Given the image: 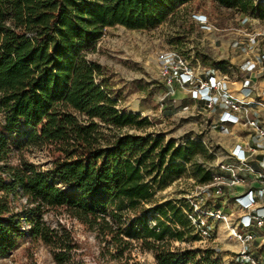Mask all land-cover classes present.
Segmentation results:
<instances>
[{"label":"trees","instance_id":"obj_1","mask_svg":"<svg viewBox=\"0 0 264 264\" xmlns=\"http://www.w3.org/2000/svg\"><path fill=\"white\" fill-rule=\"evenodd\" d=\"M190 1L0 0L3 128L24 132V145L45 149L50 159L48 171L24 162L8 166V143L0 130V258L15 249L26 224L54 261L67 259L71 239L61 226L49 228L42 220L45 211L63 209L108 235L114 258L135 241L152 253L154 264H220L209 248H171L169 241L198 236L183 214L186 203L154 200L156 179L181 176L186 166L196 184L210 179L197 162L207 158L200 139L175 144L152 133H120L145 130L149 123L116 109L103 87L102 68L86 58L105 28L151 30ZM210 1L264 18V6L253 0ZM103 130L113 133L106 138ZM18 193L27 203L20 214L6 199Z\"/></svg>","mask_w":264,"mask_h":264},{"label":"rangeland","instance_id":"obj_2","mask_svg":"<svg viewBox=\"0 0 264 264\" xmlns=\"http://www.w3.org/2000/svg\"><path fill=\"white\" fill-rule=\"evenodd\" d=\"M253 1L264 6V0ZM192 14L205 16L207 31L201 30L191 19ZM252 36L264 38V18L238 14L219 7L210 0H192L178 7L172 16L151 30L134 31L120 26L105 28L95 43L94 50L86 58L102 68L103 87L115 100L116 109L126 114L138 115L149 123L145 130L123 128L120 133H152L175 144L198 137L213 144L219 141L225 146L229 142L227 135H219L216 131L209 132L205 137L198 135L201 116L192 111L191 104L184 99L182 92L176 91L170 98L166 96L157 56L162 52H171L194 65L219 71L229 81H238L239 74L253 66L251 62L254 54L264 52L263 42L247 41ZM218 62H223V65L215 66ZM259 80L260 78L256 83ZM0 130L8 143V166L24 162L40 171L50 169L46 150L24 145V132L3 128L1 118ZM228 130L229 133H234L231 128ZM102 132L106 138L113 133L112 130ZM206 157L197 159L205 171L208 169L206 165L213 161L207 153ZM185 169L181 176L166 178L162 183L159 178L156 179L158 183L153 185V190L157 204L169 201L180 206L187 200L193 203L198 200V184L190 168L186 166ZM6 199L13 212L20 214L27 207L25 198L19 193ZM230 209L229 206L225 211ZM147 216L148 225L152 226L154 217L151 214ZM42 220L49 228L61 226L69 236V257L61 263L54 261L51 249L38 238L30 237L28 226L21 224L22 237L7 257L0 258V264H154L152 253L142 249L140 243L135 241L130 242L131 246L122 253L121 258H114L117 251L109 243L108 235H103L95 226L82 223L63 209L45 211ZM169 245L182 250L209 248L213 251V259H217L220 264L239 262L235 258L238 244L228 236L227 230L220 223H215L207 238H188L181 243L169 241ZM256 256L264 260V247L256 249Z\"/></svg>","mask_w":264,"mask_h":264},{"label":"built area","instance_id":"obj_3","mask_svg":"<svg viewBox=\"0 0 264 264\" xmlns=\"http://www.w3.org/2000/svg\"><path fill=\"white\" fill-rule=\"evenodd\" d=\"M191 19L208 30L204 15L192 14ZM256 37L247 41L264 43ZM252 61L238 81H229L225 74L174 53L157 56L166 96L182 92L192 111L200 114L198 135L216 131L228 137V147L200 140L213 160L206 165L210 179L197 185L200 196L194 203L187 200L183 214L200 239L210 235L215 223L222 224L238 244V264H264L256 256V249L264 247V90L256 83L264 74V52H256Z\"/></svg>","mask_w":264,"mask_h":264},{"label":"crops","instance_id":"obj_4","mask_svg":"<svg viewBox=\"0 0 264 264\" xmlns=\"http://www.w3.org/2000/svg\"><path fill=\"white\" fill-rule=\"evenodd\" d=\"M260 76L261 77H260V80L257 83V85H258V87H259L260 90H262V89L264 90V82H263V80H264V74H261ZM228 146H229V142H228V144L225 145V147H228Z\"/></svg>","mask_w":264,"mask_h":264},{"label":"bare ground","instance_id":"obj_5","mask_svg":"<svg viewBox=\"0 0 264 264\" xmlns=\"http://www.w3.org/2000/svg\"><path fill=\"white\" fill-rule=\"evenodd\" d=\"M227 235V234H226ZM231 238V237H230Z\"/></svg>","mask_w":264,"mask_h":264}]
</instances>
